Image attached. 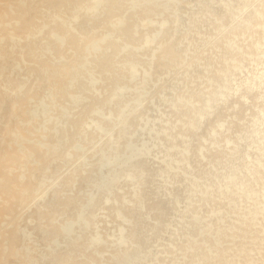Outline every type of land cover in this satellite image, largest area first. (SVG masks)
<instances>
[{
    "label": "bare ground",
    "instance_id": "bare-ground-1",
    "mask_svg": "<svg viewBox=\"0 0 264 264\" xmlns=\"http://www.w3.org/2000/svg\"><path fill=\"white\" fill-rule=\"evenodd\" d=\"M0 264H264V0H0Z\"/></svg>",
    "mask_w": 264,
    "mask_h": 264
}]
</instances>
